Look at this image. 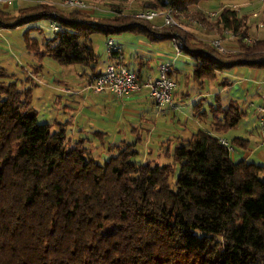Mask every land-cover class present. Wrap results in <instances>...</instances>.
<instances>
[{
    "label": "trees",
    "instance_id": "1",
    "mask_svg": "<svg viewBox=\"0 0 264 264\" xmlns=\"http://www.w3.org/2000/svg\"><path fill=\"white\" fill-rule=\"evenodd\" d=\"M204 1L157 0L172 7L177 18L209 24L202 9L191 12ZM117 12L96 16L42 2L20 8L11 25L51 18L61 29L50 30L54 37L47 39V53L38 54L27 33L26 50L39 62L49 55L60 65L86 67L90 79L99 73L93 35L122 32L151 41L180 39L183 53L193 60L195 81H213L217 72L236 66L264 69V38L246 41L247 18L229 6L215 21L235 37H228L226 54L177 27L156 29L153 21ZM6 14L0 8V25L6 24ZM245 113L234 100L198 111L199 119L212 116V128L175 144L170 163H137L135 145L128 143L109 144L110 156L99 163L85 146L87 139L71 145L66 125L52 129L38 121L31 89L22 92L15 82L0 85V264H264V179L259 178L264 165L232 159L218 141Z\"/></svg>",
    "mask_w": 264,
    "mask_h": 264
},
{
    "label": "crops",
    "instance_id": "2",
    "mask_svg": "<svg viewBox=\"0 0 264 264\" xmlns=\"http://www.w3.org/2000/svg\"><path fill=\"white\" fill-rule=\"evenodd\" d=\"M23 3L24 6H20V8H25L27 6L42 2L23 0ZM246 5H248V2L246 3ZM225 6L227 5L221 6L220 10ZM228 6L231 8L236 7L235 9H238V14L247 18L248 35L252 34L253 36H255V32H257L258 37H255L260 38L259 29L256 28L257 25H255L252 33L250 32L251 29H249L253 23L252 17L258 14L254 11L251 13L249 11L242 13V11L238 8V6H236V4H233V6ZM0 8L4 10V7ZM125 8H128L127 5ZM262 9L264 10V7ZM204 12L207 13V16H209L210 13H216L207 11ZM157 18L156 24H160L159 19ZM209 21L211 23H214L210 19ZM212 29H214L215 31V27L211 25V28L208 29L207 34L210 37L216 34V32L214 33ZM189 30L191 31H188V33L192 34L194 32V34H196L194 36L197 37L205 34L203 28L195 26L194 24L192 26L190 25ZM197 31L202 32L199 33ZM130 34L133 35V37H131L130 39L132 40L131 42L127 41L129 39H123L118 42L114 38L115 42L121 47L123 51L125 63L141 78H145L147 75L155 77L157 75L158 66L162 62L171 61L173 57L174 46L172 39L167 38L164 40L151 41L145 36L134 33ZM198 38L202 39L201 37ZM166 41H168V43H166ZM230 41L231 40L227 38V44ZM109 63V54L106 55L104 59H100L99 56L96 72L103 71ZM192 63L193 60L187 54L182 53L172 64V76L177 83V87L173 93V99L179 106V108L174 112L168 109L158 108L150 98L147 88H142L140 91L131 93L122 98H116L109 91L100 93L93 92L88 88L90 70H88V68L86 67H83L85 70L79 71V73H77L78 77H76V79L78 80H76V83L79 89L71 91V86H69L68 83H66L63 79L65 75L64 72L63 74H61L62 79L57 80L56 83H53V87L56 90L59 88L60 91L65 92V94H74L82 101H76L74 107L66 106L65 109H67V111H69L70 113L69 118L63 122L54 121L56 128L52 126V129H58V125H66L65 131L70 142L74 141L73 138L76 137L77 141L81 139H87L86 141H89L90 143L97 142L102 146L103 149L107 148L109 144L122 145L123 143L134 144V148L136 149L137 144H142L144 147H146L147 142L149 141V132L151 131V127L153 125V120L150 115H152L153 112L155 118L161 119L162 121L163 119L169 117L172 119V121L176 120L178 121V123L184 121L185 123L189 117L198 119V111L200 113H202L203 110L208 111L209 106L216 101H218L220 104L225 105L229 103V101L234 100L240 105L243 110H245L244 108H249L251 106L253 108L254 119L257 121V125L255 127V134L257 135V137L253 138V140L252 137L249 138L246 136L233 137L240 139L236 144H234V157L237 151L239 159H244L246 161H250V159H253L254 161H259L256 163H264V138L262 132L259 130L258 125L261 114L257 112L256 108V106H260L263 104L262 97L264 95V87L261 84V80L264 77V69L251 68L248 66H236L232 71L217 72V78L213 81H195L192 77ZM262 71L263 73L259 74ZM38 72H40V70L37 71V74H39ZM221 80L225 81L222 85L220 84ZM236 87L241 92H243V96H246L245 98H240V100L237 96H235L236 98H234L230 97L229 94L224 93L225 90L229 92L231 88ZM88 90L92 91L94 97H90L85 94V92ZM88 98H99V104L92 100L89 108L98 110L100 112V122H93V119H89V121L91 120L92 122H88L86 124L80 121L79 124L76 121L79 109H86L87 105L85 104L84 100ZM218 98L220 100H218ZM198 103H200L201 106H198V111H196L194 106ZM205 107H207V109H205ZM204 120L208 121L209 123V127L205 129H210L212 116L208 114V118ZM95 132L102 133L101 138L96 137L94 135ZM225 133H222L219 136L231 142L233 138H226ZM183 141H185V138L183 136H177L172 140L167 137L166 140L165 138H163L162 141L160 140L159 144L161 146L163 144H167V142H170L172 150L175 144L181 143ZM252 144H254V146H252ZM147 152H149L148 149ZM253 160L250 162H253ZM263 163L260 164L264 165Z\"/></svg>",
    "mask_w": 264,
    "mask_h": 264
},
{
    "label": "rangeland",
    "instance_id": "3",
    "mask_svg": "<svg viewBox=\"0 0 264 264\" xmlns=\"http://www.w3.org/2000/svg\"><path fill=\"white\" fill-rule=\"evenodd\" d=\"M21 1L16 0V2L13 5L4 8L7 14L5 15L6 17L3 18L6 24L0 25L2 26L0 33V68L5 71V73L8 75L9 78L7 79L3 78L0 72V85L6 87L10 82H15L17 88L22 92H28L31 89V106L38 113V121L48 122L51 124V127L54 126V128H56L54 121L63 122L67 120L70 116L69 111H67L65 107L66 106L74 107L76 101L78 100L82 101V100H80L74 94H65V92L60 91L59 88L56 90L53 87V83H56L57 80H61L62 79L61 74L65 72L63 79L66 83H68L69 86H71L70 90L71 91L78 90L79 87L77 86L76 83L77 82L76 80H78L76 79V77H78L77 73L85 69L83 68V66H79V65H69V66L60 65L54 58H52L49 55L42 56L41 61L39 62L31 53H29L26 50L25 40H24L26 33L28 35L27 37L37 44L36 50L38 51V54L47 53L46 52L47 39L53 38L54 34L49 29V24L52 20L49 17L42 18L34 23H27L16 27L11 25L19 17L20 6H24L23 0ZM32 1L47 2L53 4V6L57 7V9H64V10L70 9V8L62 7L59 4L61 0H32ZM247 2L248 5H246ZM88 4L96 7L99 10L95 12L96 16L112 15L113 13H115V11H119L117 12V15L125 18L128 17L130 20H135L136 19L134 17L135 13L141 9L155 8L157 11H161L163 9V7L159 4V2H157V0H89ZM233 4H236V6H238V8L242 11V13L247 11L251 13L254 11L258 14L254 16L255 18L252 17L253 23L249 29H251L250 32L252 33L255 25H257L256 28L259 29L260 38H264V24L263 22H261L262 14H263L262 8L264 7V5L262 4L261 0H205L203 4L199 5L200 8H198V6L191 7V12H195L199 9H202L207 12L217 13L216 16L208 18L212 20L214 23L211 22H209V24L200 23V25H198V27L203 28L205 32L204 35L198 37H201L209 44L210 41H212L215 38H223L224 39L223 44L226 45L227 43L226 38L228 37H226V35L223 34L224 30L221 29V27L215 25V21L217 15L220 12L221 6L223 5L233 6ZM126 5L128 7L127 9L125 8ZM186 17L192 18L189 16ZM187 18L183 19V21L184 20L187 21V23L183 22V24L185 25L184 27L185 29H181L184 30V32L191 31L189 30V28L190 25L191 26L193 25V23L188 21ZM157 19H159V22L161 21L160 17H158ZM152 25L156 29L162 28L161 23L156 24V19L153 20ZM194 25L197 26V24ZM211 25L216 28L215 31L214 29H212L214 33L216 32V34L212 37L207 35L208 29L211 28ZM130 33L131 32H122L119 34H114L112 37L115 38L116 41L118 42H120L123 39L126 40L129 39L127 41L131 42L132 40L130 39L131 37H133V35ZM189 35H196V34H194L193 32L192 34ZM257 35H258L257 32H255L256 37H258ZM255 36L250 34V37L253 39L256 38ZM166 43H168V41H166ZM92 45L95 53L100 56V59H104L106 55H108L107 46L105 44V35L94 34L92 37ZM241 69H245V68H241ZM38 70H40V72H38L39 74H37ZM232 70L233 68H231L229 71ZM262 73L263 71L260 72L259 74ZM88 82H90L89 79ZM224 93L229 94L230 97H234V98H236L235 96H237L238 99L246 97L243 96V92H241L237 87L231 88L229 92L225 90ZM85 94L90 97H94V94L90 90L86 91ZM92 100L99 104V98L85 99L84 101L87 107L85 110L79 109L78 117L76 119V121L79 124L80 121L87 124L88 122H92L91 121L92 119L93 122L95 121L98 123L100 122L101 119L100 112L98 110H93L89 108ZM262 105H264V102ZM257 107L258 106H256V108ZM205 109H207V107H205ZM244 109L246 110L245 115L242 116V118L239 120V122L235 127L229 129L225 133L226 138L232 139L234 136H246L249 138L252 137L253 140V138L257 137V135L255 134V127L257 125V121L254 119L253 116V108L250 106L249 108H244ZM212 112H214V110ZM216 112L220 115V113L222 112L221 107H219ZM150 117L153 120V125L151 127V131L149 132V141L147 142L146 147H144L142 144H137L136 150L138 152V155L133 157L132 159L137 163H144L147 161H150L152 164H158V165L170 163L172 160L168 158V155L171 152V144L170 142H167V144H163L160 146L159 144L160 140L162 141L163 138H165L166 140L167 137L172 140L173 138L175 139L177 136H183L186 140L189 139L192 133L195 132L196 130L200 128L202 129L209 127L208 121L199 118L195 119L189 117L185 123L184 121L178 123V121L176 120L172 121V119L169 117L163 119V121L161 119H157L154 116V112L152 115H150ZM89 119L91 120L89 121ZM211 128L212 127L210 126V129ZM73 140L74 141H71V145L75 144L77 138L74 137ZM85 146L91 151V154L99 163H102L111 154L107 151V148L103 149L102 146L97 142L85 143ZM252 146H254V144H252ZM147 149L149 152H147ZM110 152H113L112 154H114L115 151H110ZM232 159L234 160L239 159L237 151L235 157L234 154L232 155ZM252 160L253 159H250V161ZM253 162L256 163L259 161L253 160ZM177 174H178V170L176 168L175 173L170 179V186L172 188H175ZM259 178L264 179V173H261L259 175Z\"/></svg>",
    "mask_w": 264,
    "mask_h": 264
},
{
    "label": "built area",
    "instance_id": "4",
    "mask_svg": "<svg viewBox=\"0 0 264 264\" xmlns=\"http://www.w3.org/2000/svg\"><path fill=\"white\" fill-rule=\"evenodd\" d=\"M15 2L16 0H0V7H8L13 5ZM164 2L166 3L167 0H164ZM261 2L264 5V0H261ZM59 4L62 7L70 9L91 11L93 13L99 11L96 7L88 4V2H85L84 0H61ZM176 15L177 12L172 7L168 6L163 7L161 11H157L155 8L141 9L135 13L134 17L138 20L145 21H153L157 17H160L162 27H177L179 29H184L185 26L183 25L182 20L187 17L181 15L180 18H177ZM213 16H216V13H210L208 17ZM187 19L193 24L200 25V22L194 18ZM49 29L52 31H58L61 29V26L52 21L49 24ZM224 34L226 37L235 38L228 30H224ZM223 41V38H215L210 41V44L214 49L222 54L229 53L230 50L228 49V46L223 44ZM246 41L252 42L253 40L248 37ZM172 42L174 46V53L171 61L162 62L158 66L157 75L155 77L147 75L145 78H141L125 63L123 51L115 42L114 38L112 36H107L105 38V44L107 46L108 54L112 55V59L103 71H100L98 74L91 77L88 88L96 93L109 91L116 98H122L131 93L138 92L142 88H147L150 98L157 105V107L161 109H168L173 112L176 111L179 106L173 99V93L177 87V83L170 75V72L172 64L183 53V43L180 39L175 37L172 38ZM261 84L264 87V77L261 80ZM262 98L264 102V95ZM257 112L261 114L258 125L264 138V105L258 106ZM218 141L221 145L226 147L229 154L232 156L234 153V146L222 137H219Z\"/></svg>",
    "mask_w": 264,
    "mask_h": 264
},
{
    "label": "water",
    "instance_id": "5",
    "mask_svg": "<svg viewBox=\"0 0 264 264\" xmlns=\"http://www.w3.org/2000/svg\"><path fill=\"white\" fill-rule=\"evenodd\" d=\"M202 53H205V54H208V52H206V51H201Z\"/></svg>",
    "mask_w": 264,
    "mask_h": 264
}]
</instances>
